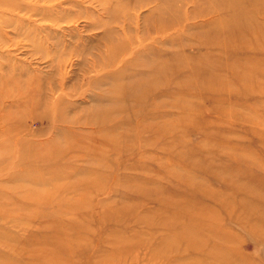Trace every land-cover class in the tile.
Listing matches in <instances>:
<instances>
[{
    "label": "rangeland",
    "instance_id": "rangeland-1",
    "mask_svg": "<svg viewBox=\"0 0 264 264\" xmlns=\"http://www.w3.org/2000/svg\"><path fill=\"white\" fill-rule=\"evenodd\" d=\"M137 1L0 0V264H264L263 7L251 77L213 0Z\"/></svg>",
    "mask_w": 264,
    "mask_h": 264
},
{
    "label": "bare ground",
    "instance_id": "bare-ground-1",
    "mask_svg": "<svg viewBox=\"0 0 264 264\" xmlns=\"http://www.w3.org/2000/svg\"><path fill=\"white\" fill-rule=\"evenodd\" d=\"M141 1L142 0H138L137 4L138 3L140 4ZM154 1H156L157 3L160 4L158 11H156V14L160 17L158 27H159V29H163V28L165 29L167 27V23H165V22L168 20L174 21L175 20L174 17L178 14V13L176 14V10L174 9L173 0H154ZM182 2H184V1H182ZM211 2H213L217 7L213 8V9L206 7L207 8L206 10H208L207 13L215 11L217 14H219V18H218L217 22L220 26H216L213 30L211 28V30L204 36L205 39H207L208 35L215 36L210 41V46L206 47V49H209V50L219 49L220 52L222 53L219 56V58L221 60L222 59H224V60L231 59L233 61L230 66L227 64V67H226L227 74L232 76V75L238 74L241 71L245 70V69L241 68V66H246V64L244 63V61H241L240 58L239 59L235 58V56L232 52V49L229 50V53H227V50L230 49V47H232L229 45L236 44V49H239V50L240 49L241 50L247 49L250 47L255 48L257 50V51H255L253 49L251 53L258 52V51L264 52L263 49H261L259 45L252 43V45L249 47L247 45V41H244L242 39V35L253 33V24H255V18H254L255 11L258 10L260 8V6H262L263 10H264V0H213ZM205 6L210 7V5L207 3L204 4V7ZM176 7H178V6H176ZM161 20L164 21V23ZM186 40H187V38H186ZM253 42L256 43L255 41H253ZM227 46H229V47H227ZM123 52L124 51H122V53ZM173 56H174L173 53H168L165 51H158V49H157V53H155L154 59L157 60L158 62L152 64L150 67V73H153L152 74L153 76L156 75L157 80L160 78V75L164 76L165 82H167L169 78L174 77V75L171 74V72H172L171 67L175 71L178 72L179 76L182 74H185V73H187L188 75H194V70L187 69L185 66L182 67L184 72H182V68H179L177 70L175 66H172V64H170V61L173 58ZM112 57H113V55L111 56L110 61H112ZM246 58H248V57H246ZM246 61H248V60H246ZM251 65H254V64H251ZM202 68L205 72H208V71L212 72L213 73L212 76L217 77L220 75V72H219L220 69H217L215 67V64L212 66H208V67L202 66ZM245 71H247V70H245ZM247 72L248 73H245V74H249L251 77H253V76L255 77V74L257 76V72L254 71L253 68H250V70ZM211 77L206 78V79L207 80L211 79ZM131 82H133V81H131ZM219 87L220 86L218 84H215V85H212V87L209 86L208 89H211V88H212V90L213 89L214 90L221 89ZM148 93H150V92H147V94ZM147 94L145 93V96H147ZM99 121H101V120H99Z\"/></svg>",
    "mask_w": 264,
    "mask_h": 264
}]
</instances>
